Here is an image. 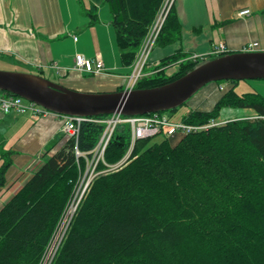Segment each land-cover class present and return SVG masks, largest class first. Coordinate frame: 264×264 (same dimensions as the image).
Segmentation results:
<instances>
[{
  "label": "trees",
  "instance_id": "1",
  "mask_svg": "<svg viewBox=\"0 0 264 264\" xmlns=\"http://www.w3.org/2000/svg\"><path fill=\"white\" fill-rule=\"evenodd\" d=\"M162 1L106 0L124 65L134 61ZM180 35L173 6L156 44H171ZM184 56L166 57L160 70L135 87L182 76L197 61H181L171 75L165 68ZM224 81L228 84L218 89L211 108H191L181 120L202 124L216 119L223 107H248L257 117L162 136L147 147L150 138L139 141L126 163L92 181L52 264H264V97L238 93V81ZM102 129L101 123L83 121L79 150L89 151ZM127 139L117 128L106 162L123 156ZM73 144L68 140L53 149L1 205L0 264H36L78 174Z\"/></svg>",
  "mask_w": 264,
  "mask_h": 264
},
{
  "label": "crops",
  "instance_id": "2",
  "mask_svg": "<svg viewBox=\"0 0 264 264\" xmlns=\"http://www.w3.org/2000/svg\"><path fill=\"white\" fill-rule=\"evenodd\" d=\"M244 8L250 9L249 15L237 16ZM174 10L180 38L155 45L145 66L147 72L173 54L185 55L181 59L192 53L207 55L219 42L228 52L241 51L251 42L264 50V0H176ZM76 53L100 57L105 71L96 75L75 71ZM0 58L42 71L45 78L48 73L55 77L53 81L85 92L123 90L133 63L124 65L120 59L106 0H0ZM219 96L218 85L210 84L196 99L199 106L193 108L209 109ZM206 98L212 103L208 107L206 100L202 106ZM254 115L249 108L227 119ZM62 135L61 118L53 114L0 113V169L5 166L0 206L61 144ZM42 155L46 158L41 159ZM37 159L41 161L38 166Z\"/></svg>",
  "mask_w": 264,
  "mask_h": 264
},
{
  "label": "built area",
  "instance_id": "3",
  "mask_svg": "<svg viewBox=\"0 0 264 264\" xmlns=\"http://www.w3.org/2000/svg\"><path fill=\"white\" fill-rule=\"evenodd\" d=\"M175 1L176 0H164L155 18L148 27L146 35L144 36L138 48L136 57L131 65V71L126 77L124 86L125 90L135 88L141 77L151 74L150 72H146L145 66L147 65L151 51L156 45L158 35L165 22L167 13L171 7L174 6ZM249 13L250 9L244 8L237 11V16L244 17L249 15ZM74 39H76V37H74ZM255 50H258L257 42L248 43L242 49V51ZM226 52L227 48L225 44L219 42L212 47L207 55L192 53L185 59L196 62ZM56 69L59 72L58 67H56ZM73 69L79 73H89L94 75L101 74L105 71L104 63L100 57H85L81 53H76L74 55ZM24 100V98L17 95L0 94V113L7 114L13 111L23 114L31 112L35 115L53 114L60 117L61 131L63 133L60 145H63L68 140L74 141L72 152L78 167V174L73 182L69 197L36 264L53 263L75 213L92 181L99 174L117 169L126 163L130 158L135 145L139 141L152 138L156 135L168 137L176 133L187 134L198 132L225 122L211 119L202 124H189L182 120H172L170 116L166 115L164 112H154L143 115H125L120 112H113L101 116L60 115L45 109L34 102ZM83 121L96 122L103 125V129L95 145L89 151H81L77 146L80 124ZM120 127L126 131L128 136V146L123 156L117 162L108 163L105 160V152L114 132Z\"/></svg>",
  "mask_w": 264,
  "mask_h": 264
},
{
  "label": "water",
  "instance_id": "4",
  "mask_svg": "<svg viewBox=\"0 0 264 264\" xmlns=\"http://www.w3.org/2000/svg\"><path fill=\"white\" fill-rule=\"evenodd\" d=\"M248 79H264V50L209 57L165 84L120 91H78L35 73L0 70V91L60 115H143L175 109L208 83Z\"/></svg>",
  "mask_w": 264,
  "mask_h": 264
},
{
  "label": "rangeland",
  "instance_id": "5",
  "mask_svg": "<svg viewBox=\"0 0 264 264\" xmlns=\"http://www.w3.org/2000/svg\"><path fill=\"white\" fill-rule=\"evenodd\" d=\"M163 1H162V3H163ZM162 3H161V5H162ZM161 5H160V7H161ZM160 7H159V9H160ZM158 10H157V12H158ZM157 12H156V14H157ZM160 68H162L161 62H158L156 64V67L154 68V70H158ZM177 68H178V65L176 63H171V64L166 66L165 73L167 75H171L177 70ZM0 70L29 72V73L36 72L35 70H33L30 67L17 65V64H15V65L10 64L6 60H4L3 58H0ZM44 75L47 76V78H49V80H52V81L55 80V77H53L52 75H49L48 73H45ZM220 83L223 86H227V84H228V82H226V81H220ZM210 84L216 86L215 82H211V83L206 84L200 90H198L191 98H189L184 104L178 106L173 111L167 110V111H164V113L166 115L170 116V118L172 120H180L191 108H193L195 106H199L196 104V99L199 97V95L204 94L206 88L209 87ZM75 90H78V89H75ZM235 90L238 93L257 92V93L263 95V97H264V79L239 80L235 86ZM78 91H81V90H78ZM100 92H104V91H100ZM203 96H206V95H203ZM205 100L207 102L206 107H208L209 104H212L211 99L206 98V99H204V102H203L204 105H202V106H205ZM24 101H26V100H24ZM211 106H213V105H211ZM246 109H249V108L248 107H223L220 109L219 115L216 117L215 120H217V121H228V119H227L228 115H237V114L241 115V114H244ZM161 138H162L161 135H156V136L150 138L149 141L145 144V147L149 146L150 144H152L154 142L160 141ZM43 158L44 159L46 158L45 155L41 156V159H43ZM37 160L38 161L35 162L36 166H38L39 163L41 162L40 159H37Z\"/></svg>",
  "mask_w": 264,
  "mask_h": 264
},
{
  "label": "bare ground",
  "instance_id": "6",
  "mask_svg": "<svg viewBox=\"0 0 264 264\" xmlns=\"http://www.w3.org/2000/svg\"><path fill=\"white\" fill-rule=\"evenodd\" d=\"M4 94V93H3ZM263 96V95H262ZM184 120V119H183ZM238 120V119H237ZM231 121V120H230ZM188 123H190V122H188ZM127 142H128V139H127ZM71 225V224H70ZM70 227V226H69ZM69 229V228H68ZM68 231V230H67Z\"/></svg>",
  "mask_w": 264,
  "mask_h": 264
}]
</instances>
